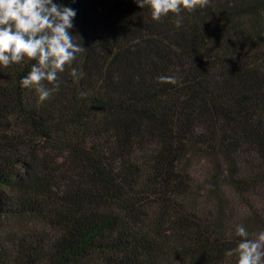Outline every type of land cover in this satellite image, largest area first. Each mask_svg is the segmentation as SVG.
<instances>
[{
  "label": "trees",
  "instance_id": "obj_1",
  "mask_svg": "<svg viewBox=\"0 0 264 264\" xmlns=\"http://www.w3.org/2000/svg\"><path fill=\"white\" fill-rule=\"evenodd\" d=\"M54 2L82 75L38 102L34 61L0 67V264H236L235 226L264 230V0H197L179 28Z\"/></svg>",
  "mask_w": 264,
  "mask_h": 264
},
{
  "label": "clouds",
  "instance_id": "obj_2",
  "mask_svg": "<svg viewBox=\"0 0 264 264\" xmlns=\"http://www.w3.org/2000/svg\"><path fill=\"white\" fill-rule=\"evenodd\" d=\"M133 2L141 9L147 7L155 22L171 13L177 28L184 21L182 13L191 12L197 6V0ZM76 15L74 8L58 5L54 0H0V67L34 61L19 84L22 89L34 90L38 102L47 101L60 90L58 76L66 67L74 81L82 75L80 69L73 66L78 54L85 50L74 42L71 34ZM157 79L172 85L178 82L174 75H160ZM235 235L239 240L234 248L224 252V257L235 255L236 264H264V230L253 239L242 224H237Z\"/></svg>",
  "mask_w": 264,
  "mask_h": 264
}]
</instances>
